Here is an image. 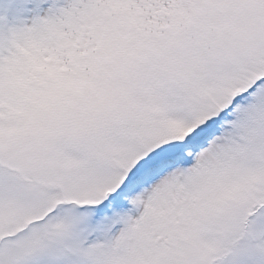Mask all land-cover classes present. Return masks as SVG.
<instances>
[{
	"label": "snow or ice",
	"instance_id": "6c2138e0",
	"mask_svg": "<svg viewBox=\"0 0 264 264\" xmlns=\"http://www.w3.org/2000/svg\"><path fill=\"white\" fill-rule=\"evenodd\" d=\"M0 264H264V0H0Z\"/></svg>",
	"mask_w": 264,
	"mask_h": 264
}]
</instances>
